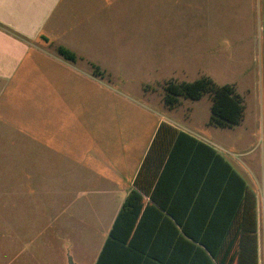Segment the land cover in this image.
<instances>
[{
  "label": "crops",
  "instance_id": "crops-1",
  "mask_svg": "<svg viewBox=\"0 0 264 264\" xmlns=\"http://www.w3.org/2000/svg\"><path fill=\"white\" fill-rule=\"evenodd\" d=\"M185 13L181 0H0V91L15 78L42 75L49 85L52 143H67L83 129L88 136L98 135L97 151L80 150L71 158L79 162L71 174L79 177L81 171L83 199L97 209L96 222L103 228L95 263L114 231L119 240L136 239L146 251L154 245L157 253L178 262L190 249L194 264H239L241 259L264 264V153L255 155L249 146L230 150L248 143L247 138L210 122L208 94L180 96L174 106L166 102L170 81L212 78L211 69L187 67V53L198 57L205 48L212 62L223 48L177 38ZM122 23L131 32L128 41ZM107 25L113 28L107 31ZM59 45L79 60L59 55ZM120 48L137 57L130 78L149 82L143 83L142 100L124 95L129 118L107 120L110 103L101 97L94 107L98 120L92 123L86 119L84 94L113 90L93 65L108 62L107 55L116 56ZM193 72L197 76L190 78ZM120 75L129 79L127 73ZM121 95L116 90V97ZM23 128L21 143L26 129L42 126L34 122ZM34 129L30 132L37 135ZM139 257L143 264L146 252Z\"/></svg>",
  "mask_w": 264,
  "mask_h": 264
},
{
  "label": "rangeland",
  "instance_id": "rangeland-1",
  "mask_svg": "<svg viewBox=\"0 0 264 264\" xmlns=\"http://www.w3.org/2000/svg\"><path fill=\"white\" fill-rule=\"evenodd\" d=\"M181 3L186 13L180 16L177 38L223 46L212 62L205 48L198 57L187 53L186 66L211 69L218 84L235 85L243 98V120L229 128L233 137L247 138L248 143L230 150L254 147L255 155L264 153V0ZM121 26L123 40H130V30L124 29L126 24ZM112 28L107 25V31ZM138 34L145 36V32ZM115 50L120 53L107 55L108 62L99 65L102 70L108 68L104 79L112 92L90 89L83 97L86 119L92 123L98 120L94 107L101 97L110 103L107 120L129 118L130 106L124 95L142 100L143 83L149 82L130 78L138 66L137 57L122 48ZM122 72L129 79L121 78ZM191 74L190 78L197 76V72ZM138 75L145 77V73ZM48 86V80L40 75L26 81L15 78L8 90L0 91V264H94L101 247L103 228L96 222L98 211L88 206V198L83 199L81 171L79 177L71 174L79 164L71 158L80 150L97 151L94 139L98 140V135L88 136L83 129L67 143H52ZM116 90L121 92L120 98ZM34 122L42 128L26 129L21 143L23 126ZM33 129L37 135L30 132Z\"/></svg>",
  "mask_w": 264,
  "mask_h": 264
},
{
  "label": "trees",
  "instance_id": "trees-1",
  "mask_svg": "<svg viewBox=\"0 0 264 264\" xmlns=\"http://www.w3.org/2000/svg\"><path fill=\"white\" fill-rule=\"evenodd\" d=\"M45 39L48 40L47 38ZM56 51L67 60L73 62L79 60V57L74 51L63 45L57 46ZM93 66L95 68V73L101 76L107 75V72L102 70L101 67L97 65ZM111 79L110 76V81ZM165 90L167 95L166 102L172 106L179 103L180 96L191 99H200L208 94L212 98V114L210 122L217 126L232 127L240 124L243 120L245 105L243 103V98L236 91V87L233 84H218L210 76L204 75L194 81H170L165 85ZM228 169L230 171L232 170L234 175H237L236 171L230 166H228ZM139 179L140 176L136 180L137 185H140ZM185 232L191 234L188 230ZM137 242L136 239H131L127 242L119 240L116 238L115 232L112 231L95 264H139L141 259L139 255L144 254V252H146L147 258L143 264H148V262L149 264H194V258L190 249H186L183 259L181 258L180 262H178L173 259L174 257H165V255L157 253L154 249V245L146 251V247L142 248ZM187 243L190 246L193 245L192 241H187ZM130 256L131 258L133 256V263H129ZM206 259L211 263L210 257L207 254ZM239 264L246 263L241 259Z\"/></svg>",
  "mask_w": 264,
  "mask_h": 264
}]
</instances>
